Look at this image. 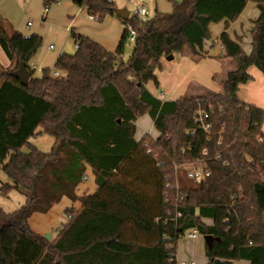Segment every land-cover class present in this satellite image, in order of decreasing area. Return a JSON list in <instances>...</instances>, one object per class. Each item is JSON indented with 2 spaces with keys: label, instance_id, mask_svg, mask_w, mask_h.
<instances>
[{
  "label": "trees",
  "instance_id": "trees-1",
  "mask_svg": "<svg viewBox=\"0 0 264 264\" xmlns=\"http://www.w3.org/2000/svg\"><path fill=\"white\" fill-rule=\"evenodd\" d=\"M71 1L86 6L98 22L116 16L109 0ZM171 1L172 13L121 20L137 32L127 62V31L115 54L72 33L77 51L57 59L58 76L50 69L34 75L40 36H24L0 20V46L10 62L7 69L0 64V168L13 183L1 191L26 196L18 211L0 210V264H177L178 243L194 230L219 238L211 250L205 245L208 264H264V110L238 96L253 79L251 67L264 76V0ZM249 3L259 10L251 54L227 33ZM222 22L226 30L210 48L219 42L236 67L221 93L163 101L147 89L150 82L159 85L156 71L164 58L207 57L210 26ZM21 63L32 74L27 86L10 75ZM199 111L208 116V131L196 121ZM144 116L153 120L158 137L138 141L136 122ZM39 135L54 138L49 154L31 144ZM134 157L157 178V207L138 197L126 179ZM197 161L210 176L180 187L176 165ZM88 168L97 189L79 196ZM64 199L81 207L66 210L70 219L58 237L34 232L31 217L48 214Z\"/></svg>",
  "mask_w": 264,
  "mask_h": 264
},
{
  "label": "rangeland",
  "instance_id": "rangeland-1",
  "mask_svg": "<svg viewBox=\"0 0 264 264\" xmlns=\"http://www.w3.org/2000/svg\"><path fill=\"white\" fill-rule=\"evenodd\" d=\"M21 1L22 0H0V20L3 21V25L6 28H13L19 31V28H16L18 25L27 35H38L43 39L37 54L45 56L49 65L48 67H50V75H53L56 71L54 66L58 59L56 54L74 55L77 51L70 32L66 30V27L72 21V17H74L76 13L75 11L68 13L67 10L61 9L64 8L62 7L64 4L62 2L55 3L48 6L50 15L48 14V16H46L44 22L42 19L46 8L44 0H31L28 5ZM109 1L115 3L117 8H127L130 12L135 8V4L131 3L130 0ZM141 1L149 11V16L142 17L143 20L152 19L157 12L169 14L174 10V4L171 0ZM174 1L182 3L184 0ZM25 7H27L29 12L23 10ZM76 8L79 9L80 7L76 6ZM81 9H84L86 12L88 10L86 6H83ZM86 12L75 19L73 23L74 31L84 34L95 42H99L98 40L103 41L108 45V48H115L116 50L120 39L117 35L120 31L122 21H115L116 19H113L117 24L109 23L112 17L108 15L101 22L95 20L92 22L88 19ZM258 15L259 10L257 5L255 3H249L239 23L235 27L239 33L241 31L243 32L244 39L242 46L244 50H248L250 47L251 34L248 29ZM29 22L32 23L31 27H28ZM241 23L244 25L243 29H241ZM221 33L222 26L214 24L211 29L212 40L208 42V44L218 39ZM231 33L233 35L234 32L231 31ZM50 45L54 47L52 51L48 50ZM220 46L218 42L216 46L210 50V53L205 50V55L209 54V56L201 59H197L189 53L185 55L175 54L173 60L164 58L162 60L161 69L156 71L159 85L157 86L154 82H150L147 85V89L161 100H179L181 95L190 98L202 96L208 92L215 93L214 91L220 88V84L224 81L227 73L234 70L236 67L232 60L224 58V52L223 50L220 51ZM206 47L208 48V45H206ZM134 48L135 44L127 39L124 47V54L122 56L124 62L128 61ZM2 54L5 60L2 62L4 63L7 59L4 53ZM225 61H227V65L224 63ZM224 64L226 67L231 65L225 72L223 69L225 66ZM251 68L261 73L256 67ZM42 73L43 70L35 71L34 75L36 77H41ZM196 83H199L202 87L195 88L194 85ZM145 136L152 138L158 137V132L154 128L153 120L149 116H144L136 122V139L140 141ZM54 143V138L48 135H39L31 139V144L46 154L52 151ZM25 151L28 150L25 149ZM149 171L150 166L144 160L134 157V160L126 165L125 175L127 181L131 183V188L134 190L135 194L142 198V200L144 199L147 205L154 204L155 207H157L159 199L157 178L149 174ZM87 179V183H93V175L90 173ZM177 180L180 187L195 186L197 184L190 180L183 171L178 173ZM7 184L12 185L13 183L2 168H0V210L11 214L24 206L26 203V196L16 190L11 191L8 195L3 194L1 189ZM79 193L83 194L82 190H80ZM88 193L92 192L90 191ZM64 209L65 203L63 202L56 205L48 215L34 214L30 219L32 229L45 237L50 235V240L56 239L62 227L68 222V214ZM205 245L204 236L200 235V238L194 241L189 239L187 234L178 243L177 256L179 261L177 264H190L188 260L190 261L191 259L196 264H206Z\"/></svg>",
  "mask_w": 264,
  "mask_h": 264
},
{
  "label": "crops",
  "instance_id": "crops-1",
  "mask_svg": "<svg viewBox=\"0 0 264 264\" xmlns=\"http://www.w3.org/2000/svg\"><path fill=\"white\" fill-rule=\"evenodd\" d=\"M31 0H22L21 2H23V3H25V4H27L28 5V3L30 2ZM62 3H64L63 4V6L62 7H64V8H61V9H65V10H67L68 11V13H72V12H74L75 11V16L74 17H72V21L69 23V25L66 27V30H67V32H70V34L72 35V33H75V34H77V35H81V36H85L84 34H81V33H77L76 31H74V29H73V23H74V21H75V19L77 18V17H79V16H81V15H83V13H85L86 11L84 10V9H81L82 7H80L79 9H77L76 8V6H78L76 3H74L73 1H71V0H64V1H61ZM145 5V4H144ZM146 7V6H145ZM247 7H248V5H247ZM246 7V8H247ZM46 8H48V11H45L44 12V17H42V19H43V21L45 22V19H46V16H48V14L50 15V13H49V7H46ZM45 8V9H46ZM23 10L24 11H27V12H29L28 11V9H27V7H25V8H23ZM246 10V9H245ZM244 10V11H245ZM244 11H243V13H244ZM87 15H88V19L90 20V21H92L93 22V20L90 18V14H89V12H88V10H87ZM243 13L240 15V17H239V19L236 21V22H234V23H231L230 25H229V27H228V29H227V33L229 34V36H230V38L232 39V40H234V41H238L239 43H240V45H241V47H242V49H243V46H242V43H243V39H244V36H243V32L241 31L240 33L237 31V29L235 28L236 27V25L239 23V21H240V18L242 17V15H243ZM6 16V15H5ZM112 18L109 20V23L111 22V23H114L115 25L117 24V22H115V21H118V20H120L121 21V19H119L117 16H115V18L113 17V16H111ZM113 19H116L115 21L113 20ZM257 19V18H256ZM255 19V20H256ZM214 25V24H213ZM213 25H211L210 26V30L212 29V26ZM217 25H221L222 26V33L223 32H225V30H226V26H225V23L224 22H222V23H220V24H217ZM15 26H16V24H15ZM32 26V23L31 22H29L28 23V27H31ZM122 27V28H121ZM243 27H244V25L241 23V29H243ZM252 27H253V22L250 24V27H249V31H250V34H251V29H252ZM16 28L18 29L19 28V31L24 35V36H30V35H27L26 34V32H24V31H22L21 30V28H20V26H16ZM125 31H126V29H125V25L123 24V22H122V25L120 26V31H119V33H118V38H120L119 39V41H118V46H117V48H116V50H115V48H108V45L106 44V43H104L103 41H100V40H98L99 42H97V43H99V44H101L104 48H106L109 52H111V53H117L118 52V50H119V47H120V43H121V40H122V38H123V36L125 35ZM231 31H233L234 33H233V35H232V33H231ZM221 33V34H222ZM220 34V35H221ZM85 37H87V36H85ZM93 39H95V38H93ZM217 41V39L216 40H214V42H216ZM74 43H75V45H76V42L74 41ZM251 43H252V36H251V40H250V47H249V49L247 50H244L247 54H251V52H252V45H251ZM217 44V43H216ZM207 45H208V48L207 47H205V50L207 51V52H209L210 53V50H211V48H210V45L211 44H208L207 43ZM51 46L53 47V45H50L49 47H48V50H50V51H52L53 49H54V47L53 48H51ZM76 48H77V45H76ZM223 49H222V47L220 46V51H222ZM2 53H4V51L2 50V48H1V46H0V64H1V66L3 67V68H9L10 67V62H9V60L7 59V57H6V55H5V53H4V55H5V57H6V62H2V61H5L4 60V57H3V54ZM123 54H124V52H123ZM220 54H221V52H220ZM63 55V54H62ZM56 56H57V58H59L60 56H61V54L60 55H58V54H56ZM123 56V55H122ZM209 56V55H208ZM215 56V55H214ZM220 56V55H219ZM57 61V60H56ZM226 65H227V61H225L224 62ZM224 64V65H225ZM226 65L223 67V69H224V72L228 69V68H230L231 67V65H229V66H227L226 67ZM31 66H32V68L34 69V71H41V70H45V69H49L50 67H48L49 65H48V63H47V61H46V58H45V56H42V55H36L34 58H33V60H32V62H31ZM223 72V73H224ZM222 73V74H223ZM249 73H250V75L252 76V78H253V80L252 81H250L249 83H247V84H245V85H242L241 87H240V90H239V94H238V96H239V98H240V100L241 101H243V102H245V103H247V104H249V105H252V106H255V107H257V108H259V109H262V110H264V76H263V74L262 73H260V72H257V71H255V70H253L252 68H250L249 69ZM222 80V79H221ZM223 82V81H222ZM222 82H221V84H220V88H217L216 89V91H214L215 93H221L222 92ZM194 87L195 88H198V87H202L199 83H196L195 85H194ZM189 88V87H188ZM219 89V90H218ZM185 94V93H184ZM180 98H183V95H181L180 96ZM172 100H178V99H172ZM163 101H166V100H164L163 99ZM262 131L264 132V123H263V127H262ZM89 173L91 174V175H93V183H87V181L86 182H84L83 184H81L80 186H79V188H78V191H77V194L79 195V196H82V195H84V194H92L96 189H97V186H96V183H95V176H94V174H93V172H92V169L91 168H88L87 169V173H86V175H87V178H89ZM88 180V179H87ZM80 190H82V192H83V194L82 193H79L80 192ZM86 191V192H85ZM92 192V193H88V192ZM65 203V212H66V210L68 209V208H70V207H74L75 208V210H79L80 209V207H81V204H80V202H75V203H72L71 201H69V200H67V199H64L61 203ZM60 203V204H61ZM54 209V208H53ZM52 209V210H53ZM51 210V211H52ZM50 211V212H51ZM49 212V213H50ZM48 213V214H49ZM48 214H45V215H48ZM204 222L206 223V224H208V225H211L212 223H213V221L212 220H208V219H205L204 220ZM30 225H31V222H30ZM31 228H32V226H31ZM34 231V230H33ZM34 232H36V231H34ZM36 233H38V232H36ZM38 234H40V235H42L41 233H38ZM188 237H189V239H191V240H194V241H197L199 238H200V235L198 234L195 238H192V237H190L189 235H188ZM207 258V257H206ZM179 260H178V256H177V262H178ZM188 263H190V264H196L192 259L189 261L188 260ZM180 264H183V263H180ZM206 264H208V259H207V262H206ZM233 264H250V262L249 261H244V260H241V261H235Z\"/></svg>",
  "mask_w": 264,
  "mask_h": 264
},
{
  "label": "built area",
  "instance_id": "built-area-1",
  "mask_svg": "<svg viewBox=\"0 0 264 264\" xmlns=\"http://www.w3.org/2000/svg\"><path fill=\"white\" fill-rule=\"evenodd\" d=\"M130 2L135 4V8L132 12H130L129 19H132L135 17H148L149 16V11L141 0H130ZM45 11H48V8H46ZM90 18L92 20L97 21V18L93 15H90ZM125 28L127 31V39L134 43L137 37V32L134 26L131 23H128L125 25ZM51 48L53 47L51 46ZM54 76H58V72H55ZM207 118L208 116L202 113L201 111L197 113L196 121L202 125L205 131H208L210 127L208 124L205 123ZM175 170H176L177 175L180 171L185 172L188 178L196 183L203 182L210 176V171L205 169L202 161L185 162V163L176 165ZM69 219H70V216H68V220ZM197 235H198V232L196 230L192 231L189 234V236L192 238H195Z\"/></svg>",
  "mask_w": 264,
  "mask_h": 264
},
{
  "label": "water",
  "instance_id": "water-1",
  "mask_svg": "<svg viewBox=\"0 0 264 264\" xmlns=\"http://www.w3.org/2000/svg\"><path fill=\"white\" fill-rule=\"evenodd\" d=\"M78 3L83 2L84 0H75ZM116 16L123 20L127 21L129 19L130 11L127 8H117L115 10ZM173 56L168 57V60H173ZM10 75L20 81V83L23 86H27L29 84L30 78L32 76L31 72L27 70L24 64H20L18 69L16 71H13L10 73ZM46 238L50 240V235H47ZM205 244L208 246V248L211 250L213 248V245L216 241H219V238H215L212 235L204 236Z\"/></svg>",
  "mask_w": 264,
  "mask_h": 264
}]
</instances>
